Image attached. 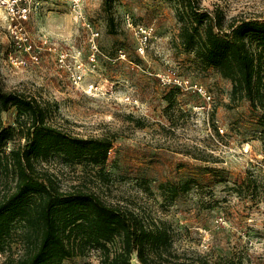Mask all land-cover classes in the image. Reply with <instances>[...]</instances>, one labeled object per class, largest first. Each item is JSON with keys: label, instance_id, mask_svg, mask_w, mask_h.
Listing matches in <instances>:
<instances>
[{"label": "rangeland", "instance_id": "rangeland-1", "mask_svg": "<svg viewBox=\"0 0 264 264\" xmlns=\"http://www.w3.org/2000/svg\"><path fill=\"white\" fill-rule=\"evenodd\" d=\"M202 11L230 20L264 19V0H193ZM87 20L99 35L95 61L87 59V30L75 23L62 3L36 4L25 22L38 48L37 63L16 66L13 47L0 16V83L52 108V125L80 137H107L112 146L100 169L68 163L59 156L38 159V169L54 177L63 190L81 187L106 203L133 211L147 225L164 221L170 250L180 261L209 264H264V136L259 117L231 82L183 51L177 36L180 0H82ZM128 15L150 25L151 36L138 54ZM46 44H42V40ZM50 47V50L47 49ZM53 47L55 50H53ZM80 51L86 73L74 86L55 61V51ZM125 58L118 57V51ZM25 57V56H24ZM173 72L201 85L211 95L208 111L196 109L203 98L190 89L161 85L156 73ZM260 75L264 79V69ZM101 86L97 95L82 91ZM131 102H124V96ZM16 109L0 113L3 127H15ZM23 143V140H19ZM17 144L9 141L6 149ZM0 177V196L7 185ZM16 227L0 249V264L23 253ZM117 239L113 240L116 247ZM133 264H139L135 253ZM62 264H99L89 249Z\"/></svg>", "mask_w": 264, "mask_h": 264}, {"label": "trees", "instance_id": "trees-1", "mask_svg": "<svg viewBox=\"0 0 264 264\" xmlns=\"http://www.w3.org/2000/svg\"><path fill=\"white\" fill-rule=\"evenodd\" d=\"M179 47L191 51L204 67L231 82L230 93L242 94L259 106L264 136V19L230 20L225 27L216 12L202 11L193 0H180ZM14 106L15 127L0 124V177L9 179L0 196V249L20 228L23 253L2 264H62L93 248L99 264H209L180 261L171 252V234L164 221L147 225L133 211L106 203L81 187L60 188L58 181L35 162L59 156L90 168L104 165L112 143L107 137H80L52 125V108L22 91L0 83V113ZM17 144L6 149L7 143ZM22 139L23 143L19 140ZM117 239V246L113 240Z\"/></svg>", "mask_w": 264, "mask_h": 264}, {"label": "built area", "instance_id": "built-area-1", "mask_svg": "<svg viewBox=\"0 0 264 264\" xmlns=\"http://www.w3.org/2000/svg\"><path fill=\"white\" fill-rule=\"evenodd\" d=\"M44 1L64 4L72 20L87 30V44L89 46L87 59L90 63H93L95 61V54L98 52L96 38L99 33L87 20L82 0H0V16L5 23V29L13 47V52L8 55L10 63L20 66L25 64L26 61L30 63L38 62L39 47L31 41L30 35L25 27V22L32 8L36 4ZM124 22L125 26L131 29L136 37L138 54L143 55L152 33V27L150 25L135 24L128 15L124 17ZM41 43L43 45L46 44V40H42ZM47 49L50 50V47H47ZM53 50H55L54 47ZM118 57L124 59V52L119 50ZM55 61L57 66L67 74L70 82L76 87L80 86L87 72L85 64L81 60L80 51L56 50ZM155 77L161 85L190 89L192 92L199 94L203 98V102L196 105L195 108L202 111L209 110L212 101L211 95L201 85L192 83L188 79L182 78L173 72L156 73ZM81 88L83 92L90 95H97L101 90V86L95 82L86 83ZM122 100L127 103L131 102L128 95L124 96Z\"/></svg>", "mask_w": 264, "mask_h": 264}]
</instances>
